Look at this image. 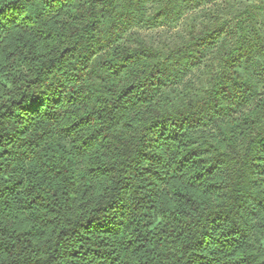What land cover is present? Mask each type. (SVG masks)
<instances>
[{
	"label": "clouds",
	"instance_id": "9594fccd",
	"mask_svg": "<svg viewBox=\"0 0 264 264\" xmlns=\"http://www.w3.org/2000/svg\"><path fill=\"white\" fill-rule=\"evenodd\" d=\"M78 3L76 14L80 18L72 29L74 35L60 37V46H67L68 51L56 53V59L39 69L29 49L17 48L12 37L20 30L35 34L44 23L36 18L37 14L49 15L48 8L41 0H28L27 4L18 0L23 7L15 9L8 7L10 3L0 4V60L10 66L11 73L3 80L7 87H0V123L19 120L23 126L29 120L28 112L46 118L57 100L63 103L66 89L79 87L78 81L87 80L91 84L87 91L100 98L93 112L101 117L96 121L93 116L94 135L87 143L107 137L115 149L109 155V160L117 161L114 166L123 167V157L135 169L134 175L146 169L155 173L153 190L167 187L174 169L182 166L173 155L171 142L177 133L193 141L196 153L212 165L211 175L218 176L224 186L223 192L217 194L219 207L192 205L186 222L178 226L185 239L193 244L200 239L215 246L226 238L219 232L251 231L253 225L264 224V168L256 167V161L264 159V0ZM67 12L64 9L57 19L66 20ZM8 52L13 53L11 60L5 59ZM109 55H113L114 62H105ZM124 73L131 75L124 81L130 90L123 94L115 89L109 91L108 82L120 81ZM22 95V104L13 106L12 101ZM142 109L155 110L154 121L145 127H128L130 117ZM77 128L78 133L76 129L64 133L68 139L63 141V147L72 157V164L58 157L56 163L61 167H78L75 152L83 149L74 151V146L89 133L85 122ZM146 150L148 156L144 155ZM89 163L95 161L89 157ZM23 175L6 170L0 173V186ZM117 179L123 181V173L111 178V183L115 185ZM157 180L164 183L157 184ZM105 200L109 201L107 206ZM131 206L132 193L119 187L111 195L105 192L95 213L85 210L87 205L79 212L74 204L71 208L58 206L57 220L75 228L74 234L63 237L53 250L51 244L37 242L32 247L24 245L21 253L17 246L14 255H0V261L71 264L77 237L93 228L118 229ZM89 215L93 217L91 222L86 220ZM215 225H220L219 231ZM131 238L134 247L136 236ZM250 242L264 260V229ZM121 243L127 246L119 239L110 245L117 255ZM160 250L154 249L153 255ZM145 258L132 255V248L124 257L126 264H138ZM165 264H175V256ZM191 264L203 261L193 255Z\"/></svg>",
	"mask_w": 264,
	"mask_h": 264
},
{
	"label": "trees",
	"instance_id": "16d2710c",
	"mask_svg": "<svg viewBox=\"0 0 264 264\" xmlns=\"http://www.w3.org/2000/svg\"><path fill=\"white\" fill-rule=\"evenodd\" d=\"M41 2L48 8L49 15L37 14L36 18L43 19L44 23L36 33L20 30L12 37L17 42V48L29 49L31 60L38 69L56 59V53L63 55L68 51L67 46H60V37L74 35L72 29L76 28L80 18L76 14L80 7L78 0ZM102 2L112 4L116 0ZM6 3H10L8 7L12 9L23 7L18 4V0H0V4ZM27 3L28 0H25ZM64 9H68L67 19L61 21L57 17ZM24 19L30 20V17L25 16ZM12 57L13 53L8 52L5 59L11 60ZM105 62H114L113 55L105 58ZM9 67L0 60V87H7L3 80L6 74H11ZM130 79L131 75L124 73L120 81L108 82V90L126 93L131 86L124 81ZM78 83L79 87L65 90L62 94L63 103L57 100L46 118L28 112L26 115L29 120L23 126L19 120L0 123V173L10 170L24 174L13 183L5 182L0 186V255H14L17 246L23 253L24 245L32 247L37 242L51 244L50 250L55 249L63 237L76 231L57 220L55 214L58 206L67 205L71 208L74 204L79 212L87 205L85 210L95 213L98 211L97 203L105 192L111 195L119 187L132 193L133 206L126 213V219H122L120 227L115 230L93 228L83 232L77 237L71 264H111V261L126 264L124 257L129 254V248H132V255L146 257L138 264H165L171 256H175V264H191L193 255L199 257L203 264H264V260L256 254L258 250L250 242L253 235L264 229V224L253 225L251 231L219 232L221 237L226 238L218 240L215 246H209L200 239L193 244L179 230L178 226L186 222L192 205L203 207L205 204H215L218 208L220 201L217 194L224 189L220 178L211 175L212 165L207 164L204 156L198 155L193 149V141L183 137L182 133L171 137L173 155L182 166L178 170L174 169L167 187L153 190L155 173L150 174L146 169L142 174L134 175L135 169L130 163H125L123 157H120V163L124 166H114L117 161L115 158L109 160V155L110 150L115 149L107 137L87 143L94 135L91 127L93 116L96 121L101 118L93 112L100 98L93 97L87 91L91 87L89 81ZM24 99L22 95L13 100L12 105H20ZM23 107L27 108L28 105ZM0 108H3L2 104ZM156 115L155 110L142 109L130 117L128 127H145L154 121ZM81 122L88 124L89 135H85L82 143L74 146V151L83 149L75 152L78 167L75 170L73 167H61L56 163L58 157L72 164V157L63 147V141L68 139L64 133L68 129H76L78 133L77 126ZM152 154H155V150ZM144 155L148 156L149 152L146 150ZM89 157L95 161L94 164L89 163ZM256 167L264 168V159L257 160ZM119 173H123V181L117 179L113 185L111 178ZM137 180L139 183H136ZM156 183L164 182L157 180ZM104 203L107 206L109 201L105 200ZM92 219L91 215L86 217L88 222ZM207 222L214 224V221ZM219 228L220 225H215V230L219 231ZM203 235L207 236L208 233ZM132 236H136L134 247ZM118 239L127 245L121 243L119 255L115 248L110 247ZM156 248L161 250L153 255ZM12 264L30 262L26 259L13 260Z\"/></svg>",
	"mask_w": 264,
	"mask_h": 264
}]
</instances>
